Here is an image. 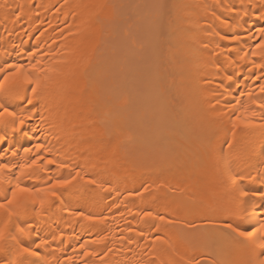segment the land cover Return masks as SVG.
Returning a JSON list of instances; mask_svg holds the SVG:
<instances>
[{
	"label": "bare ground",
	"instance_id": "obj_1",
	"mask_svg": "<svg viewBox=\"0 0 264 264\" xmlns=\"http://www.w3.org/2000/svg\"><path fill=\"white\" fill-rule=\"evenodd\" d=\"M0 2L7 4L0 7V66L40 61L33 78L45 84L31 105V86L25 98L6 101L25 124L14 132L0 122V163L42 157L37 165L46 170L26 177L28 187L77 171L96 181H78L82 187L63 189L44 209L37 205L21 217L31 225L26 245L48 241L38 257L27 259L244 264L235 235L222 225L241 223L227 210L256 223L264 218V137H233L227 104L250 103L249 91L264 96V80L256 79L262 70L250 62H262L251 53L264 39L256 31L264 27V0ZM49 159L55 163L46 164ZM228 172L244 179L233 186ZM76 211L106 219L91 223L72 215ZM157 235L165 243L153 244ZM84 250L97 255L84 257Z\"/></svg>",
	"mask_w": 264,
	"mask_h": 264
},
{
	"label": "snow or ice",
	"instance_id": "obj_2",
	"mask_svg": "<svg viewBox=\"0 0 264 264\" xmlns=\"http://www.w3.org/2000/svg\"><path fill=\"white\" fill-rule=\"evenodd\" d=\"M5 2H0V7H6ZM264 19V16L260 17ZM257 33L264 37V27L256 29ZM221 39L239 40L238 36L224 37ZM259 49V52L256 51ZM30 56H34V53H30ZM247 52L241 56V59L247 57ZM252 57L259 56L261 63L257 64L255 60H250L255 68L262 70L260 77L257 80H264V39H261L252 49ZM40 61H36V64L29 63L27 66L19 63H5L0 66V122H3L5 126L10 124L14 132L20 131L25 124V119H17L16 113L11 110L6 101L11 99L25 98L24 89L27 86H31V95L27 97V103L33 104V100L39 98L45 84L42 82L41 77L36 76L33 78V73L37 72V65ZM47 77L44 78L46 80ZM233 77L229 75L227 80L231 81ZM239 85H237V88ZM259 92L264 94V83L259 84ZM245 94L241 92V97ZM249 101H243L236 99L235 103L228 102L227 108L232 115L229 116L231 134L233 137L238 132L245 135L258 134L264 137V96L254 97L253 93L249 91L247 93ZM259 101V102H257ZM219 103V102H218ZM255 105L257 112L252 108ZM227 113L220 112L219 116H224ZM31 117H28L30 119ZM231 143V141H229ZM37 151L43 148V145H35ZM31 149H25V152H30ZM13 155H16L13 152ZM40 156H36L31 162H25L19 165H11L6 163H0V264H32L27 258L38 257L39 249L47 248L48 241L41 240L34 246H28L24 243V240L30 236V224H22L21 217L28 212H35L37 205L40 209H44L52 200H55L60 194L61 190L72 187L79 188L83 185H92L96 181L92 179H84L77 171L75 176L70 178H56L49 177L47 181L42 183L40 187H28L25 186L23 180L31 178L35 175L36 171H45L46 169L40 168L37 165L38 160H42ZM50 165L55 161L49 159L45 161ZM61 168L65 165L61 164ZM13 168H18L17 172H13ZM227 182L233 186L238 185V181L243 180L244 177L235 175L231 172L226 174ZM78 181H82L83 185ZM77 182V183H74ZM107 190V189H105ZM148 187L145 186L144 191H147ZM141 195V193H136ZM242 197H247L248 192L241 191ZM255 195V193H253ZM261 199H264V194H261ZM78 218H82L85 221L91 223H103L106 217L85 215L82 212L76 211L72 213ZM226 215L230 218L241 223H224L222 227L228 232L233 233L236 237L234 243L244 253L246 259L244 264H264V218L260 219L258 223L253 222L254 218L247 213L241 214L237 210H227ZM145 217H151V212H145ZM247 217V219H246ZM161 222L165 221L164 216L154 217ZM172 223L173 221H167ZM248 223L249 227H244L243 223ZM105 239L100 237L93 241L94 243H101ZM165 243L160 236H156L152 241L155 243ZM81 249H85V245H80ZM97 253L84 250L83 256H95ZM107 255V253H105ZM83 259V257H82ZM50 264V262H49ZM187 264H201L199 260H190ZM215 264V261L212 262Z\"/></svg>",
	"mask_w": 264,
	"mask_h": 264
}]
</instances>
